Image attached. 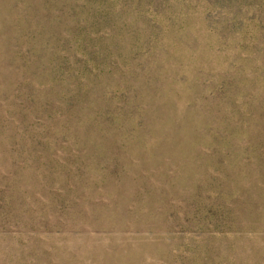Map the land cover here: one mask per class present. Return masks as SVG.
I'll list each match as a JSON object with an SVG mask.
<instances>
[{
  "label": "rangeland",
  "instance_id": "1",
  "mask_svg": "<svg viewBox=\"0 0 264 264\" xmlns=\"http://www.w3.org/2000/svg\"><path fill=\"white\" fill-rule=\"evenodd\" d=\"M0 264H264V0H0Z\"/></svg>",
  "mask_w": 264,
  "mask_h": 264
}]
</instances>
